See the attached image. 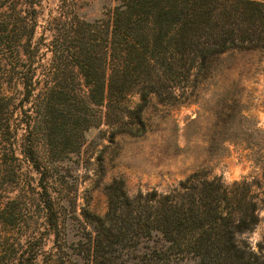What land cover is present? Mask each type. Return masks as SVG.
<instances>
[{"label": "trees", "instance_id": "1", "mask_svg": "<svg viewBox=\"0 0 264 264\" xmlns=\"http://www.w3.org/2000/svg\"><path fill=\"white\" fill-rule=\"evenodd\" d=\"M114 1L92 21L59 5L42 27L43 52L42 36L35 40L40 0H0V185L12 192L0 203V231L21 229L27 201L41 213L18 236L0 234V264H169L184 256L264 264L238 237L264 203L245 178L226 183L195 171L167 193L133 195L113 178L102 214L68 216L74 200L58 196L53 161L78 152L85 130L104 123L140 134L150 97L175 106L215 80L223 53L264 50V0ZM10 115L13 122L1 120Z\"/></svg>", "mask_w": 264, "mask_h": 264}, {"label": "rangeland", "instance_id": "2", "mask_svg": "<svg viewBox=\"0 0 264 264\" xmlns=\"http://www.w3.org/2000/svg\"><path fill=\"white\" fill-rule=\"evenodd\" d=\"M114 4V0H40L35 40L42 36L41 51L46 50L43 44L49 36L42 27H47L59 5L67 16L92 21L105 19ZM219 61L215 80L198 85L182 103L168 106L150 97L140 134L113 133L104 123L91 126L84 131L78 152L62 153L53 161L58 196L74 200L75 212L69 211L68 216L81 208L102 214L104 185L113 178H122L128 195L151 189L163 194L195 171L219 176L226 183L245 178L264 200V50L233 49L220 55ZM8 94L9 104L15 103L11 87ZM136 102L137 95L129 94L126 104ZM232 113L233 118H226ZM14 118L1 120L13 122ZM224 119L230 123L223 124ZM9 187L0 185V203L12 196L6 192L11 191ZM24 209L21 229H3L0 234L18 236L39 222L36 206L27 201ZM258 215L257 224L238 237L264 257V203ZM193 263L190 256L169 262Z\"/></svg>", "mask_w": 264, "mask_h": 264}]
</instances>
